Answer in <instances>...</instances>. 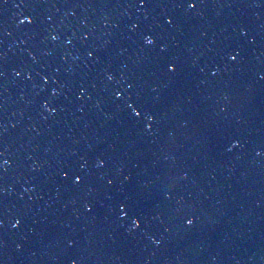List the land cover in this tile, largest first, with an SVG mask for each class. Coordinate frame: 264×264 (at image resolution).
<instances>
[{"label": "water", "instance_id": "obj_1", "mask_svg": "<svg viewBox=\"0 0 264 264\" xmlns=\"http://www.w3.org/2000/svg\"><path fill=\"white\" fill-rule=\"evenodd\" d=\"M192 2L0 6V264H264V0Z\"/></svg>", "mask_w": 264, "mask_h": 264}, {"label": "snow or ice", "instance_id": "obj_2", "mask_svg": "<svg viewBox=\"0 0 264 264\" xmlns=\"http://www.w3.org/2000/svg\"><path fill=\"white\" fill-rule=\"evenodd\" d=\"M198 2H199V0H193V2L190 3L189 7H190V8H193V9L196 8V7L198 6ZM5 4H7V0H0V6H3V5H5ZM141 7H143V4H141ZM21 23H24V21L21 20ZM27 23L31 24V23H32V20H30V19L27 20ZM168 23L171 24L172 21L169 20ZM242 35L246 37V36L248 35L247 31H243ZM55 38H56V37H53V39H55ZM85 39H87V37H85ZM252 42L254 43V41H252ZM68 43L71 44L72 41L69 39V40H68ZM152 43H153V41H152L151 39H149V40H148V44H152ZM239 56H240L239 52H233V53H230V54H229V59H230V61H232V62H239ZM166 67H168V70H169L170 72H175V71H176L175 66H172V65H166ZM17 75H20V74L17 73ZM212 75H213V76H216V73L213 72ZM29 78H30V77H29ZM109 79H111V77H109ZM135 115H136L137 117H140V116L142 115V113H141L140 111H136V112H135ZM237 146H238V145H234V147H237ZM257 155H264V152H262V153H257ZM6 163H7V161H5V164H6ZM97 166H98V167H103L104 164H103V162L98 161V162H97ZM64 178H65V179H69V174H68L67 172H65ZM71 179H73L74 182H75L76 184H79V183L81 182V180L83 179V177H80L79 175H76V176H72ZM88 211L90 212L91 209H88ZM120 211L123 212L125 215H127V213L125 212V210H124L123 208H121ZM133 223H134L136 229H139V228H140V224L135 223V221H134ZM187 223H188V225H192V224L194 223V221H193L191 218H187ZM3 226H4V222H3V220H0V228H3ZM12 227H13V228H18V227H19V221H17L15 224H13ZM73 243H74V242L68 241V242H67L68 247H69V248L73 247Z\"/></svg>", "mask_w": 264, "mask_h": 264}]
</instances>
